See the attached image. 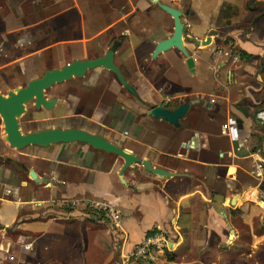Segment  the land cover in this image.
I'll list each match as a JSON object with an SVG mask.
<instances>
[{
    "label": "crops",
    "instance_id": "1",
    "mask_svg": "<svg viewBox=\"0 0 264 264\" xmlns=\"http://www.w3.org/2000/svg\"><path fill=\"white\" fill-rule=\"evenodd\" d=\"M116 1L53 0L52 14L47 13L39 21H29L35 15L48 11L45 10L48 8L45 6L46 0H5V16L0 17V36H5L2 44L8 47L7 53L10 56L18 51L22 53L13 62L17 67L32 60L36 62L34 66L37 71L45 62L53 70L63 68L78 57L77 60H84L87 58L86 48L90 42L107 46L120 36H126L133 43L132 49L135 48L136 53L140 54L134 47L135 41L142 44L147 40L138 41L131 28L123 29L121 26L125 22L135 25L140 19L153 21L152 26L155 23L152 10L159 6L154 2L147 7L143 6L146 17L140 18L135 12L137 8L124 13L117 7ZM159 1L171 6L170 0ZM198 1L194 2L191 13H197L200 25H212L220 15H212L211 10L215 11V7L207 9L198 4ZM174 5L183 11L178 2ZM100 7L105 8L102 16L98 15ZM235 9L233 7L231 11ZM88 12L93 17L92 28L87 26ZM99 20L103 21V25L95 26V23L99 24ZM186 22L183 18L185 26ZM45 28L52 31L51 38L50 35L41 38L40 34L33 33ZM145 32L147 29L143 31ZM28 34L36 39L24 44L21 40ZM154 41L156 40L152 42ZM125 47L118 54L123 65H126L128 56H131L130 46ZM243 47L249 51V58L258 60V55L264 57V49L260 53V48L253 43L246 41ZM53 51L54 54L46 59L44 54ZM192 51L196 60L194 74L202 86L194 88L193 84L188 83L187 73L173 68L176 66L170 62L164 72L166 77L163 76L170 78L172 82H178L181 88L175 91L172 87L168 95L165 91L171 86L164 85V91L159 90L158 95L162 99L160 104L165 93L166 101H172L175 106L199 99V106L209 113L201 119L196 118L195 125L185 124L192 112L182 121L181 129L152 118L150 126L145 118L141 121L124 118L120 122L104 123L101 115L109 113L110 109L107 107L106 110H101L99 104L87 97V79L84 80V86L73 80L55 85L46 93L48 99L59 100L54 112L67 108L71 115L67 116L68 119H74L77 124L85 123L73 128L105 137L138 158L150 161L154 168L165 170L174 177L155 176L145 167L134 165L125 173L123 183L120 172L124 161L118 156L94 150L89 145L75 143L30 148V152L25 154L31 164L27 179L10 185L11 189L20 188L24 192L23 197L12 201L6 198L1 200L8 208L14 207L20 214L19 221L14 224L22 233L20 238L23 248L30 254L32 262L35 259L37 261L33 264H121L120 255L123 251L132 250L149 235L161 231L179 237V246L176 243L173 245L176 249L182 246L186 236L196 238L193 244L200 252L215 250L219 246L231 249L229 240L235 239V244H238L244 237L251 242V248L262 249L264 233L257 235L250 227L249 232L244 235L242 224L252 226L254 214L247 211L251 206L253 211L258 209L264 213V182L258 202L250 201L247 195L251 188L260 184L256 165L264 162V88L260 84L249 82L243 84L245 91L242 92L237 69H231L226 63L219 62V59H213V62L212 56L206 54L205 50ZM67 59L71 61L67 62ZM211 63H215L213 65L216 69L213 67V71H226V87L220 86L219 74H216V78L209 76L207 65ZM47 71L43 69V73ZM96 73L100 74L102 71ZM249 73L250 77L256 75L251 70ZM257 76L260 77L257 81L261 82L264 75L257 73ZM244 77L247 79V75ZM236 91L239 93L233 95ZM139 94L148 102L143 96L146 90L139 89ZM122 101L126 109L131 108L138 115L139 111L145 109L139 102L127 97ZM223 103L227 104L225 110L222 108ZM219 115H223L222 120L218 118ZM153 124L166 125V128L171 129L172 135L160 133L152 127ZM105 125L107 129H104ZM129 125H134V128L131 129ZM212 128L215 130H210ZM129 143L134 146L129 147ZM193 143L197 145L196 149L191 148ZM31 171L43 182L30 180ZM6 179L8 181L9 176ZM246 182L256 184L248 185ZM212 183L215 187L219 185L218 188L212 187ZM241 188H244L242 192ZM39 191L49 197L40 199L37 195ZM69 202L72 208L65 209ZM201 204L203 209L196 206ZM83 205L91 209L86 215L77 212ZM103 206L120 214L121 232L112 229L107 216L96 210ZM12 224L0 227V233L3 230L6 233L12 232ZM3 238L7 239L5 235ZM9 253L10 244H5L1 239L0 264L3 263L1 259L7 258ZM200 263L218 264L215 260L207 259H202Z\"/></svg>",
    "mask_w": 264,
    "mask_h": 264
},
{
    "label": "rangeland",
    "instance_id": "2",
    "mask_svg": "<svg viewBox=\"0 0 264 264\" xmlns=\"http://www.w3.org/2000/svg\"><path fill=\"white\" fill-rule=\"evenodd\" d=\"M52 1L53 0H46L45 6L48 8L45 10L48 11H45L44 13L41 12L37 16L35 15V17L30 19L29 21H35L36 19L37 21H39L46 17L47 13L52 14ZM177 2L183 9V12L185 14L184 19L187 20L184 41L185 47L189 52H191L192 50L200 52L202 50H205L206 54L212 56L213 62V59H219V62L226 63L231 69H237L236 72L241 77H238V80L242 83L240 87V90L242 92L245 91V87L243 84L249 82L260 84V87L264 88V77L261 82L257 81V79L260 78L257 76V73L264 75V57L261 58L260 55H258V60L249 58V51H247V49L243 47L247 41V43H253L254 45L258 46L261 50L260 53L264 49V0H199L198 4L204 5L205 8L207 7V9L215 7V11H212L213 9L211 10L212 15H220L219 19L212 22V25H203L201 23L203 26L199 23L200 21L198 19L197 13H191L193 4H195L194 2H197V0H170V5L174 8H177V5H174ZM151 3V0H117L115 4L119 9H122L124 13H130V11H132L134 8H137L135 11L137 15H139L140 18H144L146 17V14L143 11V6L147 7ZM233 7H236V9L231 11V8ZM153 8L154 7H152V9ZM0 9H2V11L0 10V17L3 18L5 16V13L3 11V9H5V0H0ZM104 9V7H100L98 15L102 16L103 14H105ZM154 9L152 10V12L154 13H152L151 15L154 18L155 23H153L152 26L151 23L153 21L149 22L143 19H140L135 25L131 22H125L121 26V28L123 29L131 28L133 30L132 33L136 35V39L138 41H144L146 39V42H148V44L143 47L140 45L141 43H137V41H135L134 47L136 46V50L138 49L137 52L140 53L138 54L136 53L135 48L132 49L131 47L133 43H131L130 40H126L125 48H128V46H130L131 49L129 48V53L131 54V56H128V58L126 59V65H124V67L126 70H128L129 74L132 75H130L131 79L136 83H139L137 84L139 89L142 88V90H146V94H144L143 96L146 97V99L150 103L151 108L159 105L162 100L161 95H158V91L160 90L161 86H171L169 89H167V91H165L168 95L172 87L175 91L181 88L179 87L178 82H172L171 80H169L170 78H165L166 75H164V72L170 62H172L171 65L176 66L173 68H178L179 70L182 69V72L187 73V80L189 79L188 83L193 84L194 88H200V86H202L200 84L201 82H199L197 79L198 77H196L195 74L189 68H187L185 63L186 58L182 56L178 50L174 49L166 53L167 55H161L162 58L159 57L157 61L151 59L150 56L153 53V49L155 46V43L152 41L165 40L174 32V23L171 17L159 8L155 10ZM86 15L88 22L87 26L92 28V26L94 25L92 24L93 17L91 16L90 12L86 13ZM100 22L101 20L98 21L99 24L95 23V26H102L103 21L101 23ZM145 29H147V32L143 33ZM214 32H216L217 36H213ZM33 33L40 34V36H42L41 38L46 37L47 35H50L51 38L53 35L52 31L47 28L39 32L34 31ZM28 35L29 36H24L21 40L24 42V44H29L30 41L36 39L34 37H31L30 34ZM192 38L196 40L200 39V41L202 42V46L199 48L194 44H191L190 40ZM208 39H212L210 44H207ZM4 41L5 36H0V94L7 96L10 91H14L17 88H23L27 86L32 80L37 79L38 77L42 78L44 75L43 69L48 71L52 69L45 62L44 66L42 68H38L37 71L34 66L36 62L32 60H27L25 61V64L17 67L16 63L13 62L16 61L17 57L19 58L20 54L22 53L18 51L14 55L10 56L9 52L7 53L8 47L2 44ZM243 51L246 52L247 55L241 58L240 53ZM54 52L55 51L45 53L44 56L46 57V59H48L50 58L51 54H54ZM81 57L82 56H80V58ZM78 58H76L75 61ZM66 61L70 62L71 59H67ZM213 64L215 63L207 65V72L209 76L216 78V74H219L220 79L218 80L217 78V80L219 81L220 86L222 88L226 87V84L228 83L226 71L221 70L222 73L213 71V67L215 68ZM208 68H211V70H209ZM250 70L255 72L256 75L250 77ZM97 75H101V73ZM244 75H247V79H245ZM73 82L80 84V86H82V84L84 83L79 81ZM186 82L187 81L185 80L184 83L186 84ZM64 92L66 93V91ZM238 93L239 92L236 91L233 95H236ZM203 103L204 102L202 101V104ZM130 106H134V104L131 103ZM198 106L199 105H196L192 108V114L190 113L191 115L185 123L187 126L195 125L196 118L201 119V117L203 118L204 116H206V113H209L202 106ZM222 108L225 110L227 108V104L223 103ZM150 110L145 108L142 111H139L140 114L137 118L139 119V121H141L142 118H145L149 123V126L152 122V119L147 115ZM67 116H71L69 115V111L67 108H64V110L61 112L46 111L44 109L36 110L34 107V103H31L27 107L26 114L19 119L20 129L22 133L28 134L31 132H39L56 128L72 129L73 126L85 124H77L74 119H68ZM218 118L222 120L223 115H219ZM130 119L131 118H129V120ZM222 122H224V120L221 121V123ZM128 123L130 124L131 121H128ZM129 127L132 129L134 128V125H129ZM152 127L162 134L168 136L172 135L171 129H169L168 127L166 128V125L153 124ZM210 130L213 131L215 130V128H212ZM6 137L7 136L5 133L3 119L0 116V227L4 228L5 224L10 223H13L12 226H14L11 229L12 232L10 233H6L5 230H3V232H5L4 235L7 239L3 238V232L0 233V243L2 239L5 244H10V253L7 254V258L3 257L1 260L3 262L2 264H33V262L36 263L37 261L35 259V261L33 260L32 262V259L29 256L30 254L28 255L25 248H23L24 244H22V238H20L22 233L19 231V229H17V225H15L16 223L14 224L15 221H19L20 214L16 212V209L14 207L8 208L1 199L6 198L7 200L12 201L16 200L17 198L23 197L22 195H24V192L20 191V188L11 189V186L15 181H22L27 179L26 176L31 164L28 158L25 157V154L30 152V148L32 149L34 147L17 150L11 147V145L6 141ZM128 146L133 147L134 144L129 143ZM248 147H250V143ZM7 176H9L10 178L8 181L6 179ZM30 180H32L31 177ZM213 183L211 184V186L214 188H218L219 185H216L215 187V184ZM246 183L248 185L256 184V182ZM16 190H18V196L15 195ZM243 190L244 188H241V192ZM37 195L40 199H46L49 197L46 193H43L41 191H39ZM65 206V209L72 208L70 202L66 203ZM196 206H199L202 209L204 207L202 204L201 206ZM253 210L254 209L252 208V206L247 209L249 213L254 214V219L252 226H247L248 224H242V231L244 235L249 232L250 227L254 229L255 234L257 235H262V233H264V213H261V211L258 209H256V211ZM90 211L91 209H89L85 205L77 209V212L83 215L88 214ZM201 228L203 229L202 226ZM195 239L196 238L192 239L188 236L184 238V243L182 244V246L179 247L173 254L175 256L174 262H169L167 260V257L165 256L164 258H161L157 264H199L202 259L215 260L218 264H264V246L262 247V249L251 248V242L247 240V237H244V240H242L238 244H235V239L229 240L230 242L228 243V245L231 249H229V247L223 249V247L219 246L216 247L215 250L206 252H200V250H197L195 248L193 244L195 242ZM253 244L254 246L256 245L255 241ZM249 255L254 256L250 257ZM120 262L122 264L121 255Z\"/></svg>",
    "mask_w": 264,
    "mask_h": 264
},
{
    "label": "water",
    "instance_id": "3",
    "mask_svg": "<svg viewBox=\"0 0 264 264\" xmlns=\"http://www.w3.org/2000/svg\"><path fill=\"white\" fill-rule=\"evenodd\" d=\"M151 1L156 3L163 12L171 16L174 21L173 34L156 44L151 59L156 61L161 55L176 49L184 54L188 68L195 73L194 59L190 56L185 47L184 35L186 26L183 23V18L185 16L184 12L177 8L162 4L159 0ZM214 36H216V33H214ZM190 42L195 46H202V42L200 41L191 39ZM210 43L211 39H208L207 44ZM117 49L118 45H115L103 58L95 60H76L61 69L47 71L42 78L31 81L28 86L24 88H17L14 91H10L7 96L0 94V116L3 119L5 127L7 136L6 141L11 147L17 150H23L28 147L49 148L50 146L60 144H86L94 150L118 156L124 161V166L120 172L123 183H125V173L134 165L145 167L146 170L155 176L163 178L174 177L173 174L165 170L154 168L150 161L138 158L132 152L111 143L105 137L92 135L77 128H56L28 134L22 133L20 129L19 119L26 114L29 104L34 103L37 110L44 109L46 111H53L58 101L55 99L49 100L46 97V92L55 85H60L75 79H83L88 71L91 70L104 69L113 72L117 75L121 85L132 96L142 100L114 63ZM200 103V100H194L178 106L171 105V107L159 104L158 106L150 108L151 110L148 112V115L155 121L165 122L175 129H181L182 121L190 114L192 108ZM30 177L37 183L43 182L34 171L30 172Z\"/></svg>",
    "mask_w": 264,
    "mask_h": 264
},
{
    "label": "flooded vegetation",
    "instance_id": "4",
    "mask_svg": "<svg viewBox=\"0 0 264 264\" xmlns=\"http://www.w3.org/2000/svg\"><path fill=\"white\" fill-rule=\"evenodd\" d=\"M126 40H127L126 36H120L118 39L111 41L107 46L101 45L99 42H90L87 45V52H88L87 58L84 60H95V59L103 58L107 55V53L109 52V50L112 47H114L115 45H118V49L116 51L115 58H114V63L116 65V67L122 72V74L124 75V77L128 81V83L139 94V88H138L136 82L131 79V77H130L131 74H129L128 70L125 69L124 65L121 63V61L119 60V57H118V54H120L122 52V50L124 49V47L126 46ZM194 40H196V39H194ZM196 41H198V40H196ZM154 43H155V46H154V49H155L156 44H158V41H154ZM147 44H148V42L145 41L141 44V46L145 47ZM197 47H199V46H197ZM154 49H153V52H154ZM191 53L193 55V51L189 52V54L194 59V56H192ZM152 54H151V56H152ZM181 55L184 56V54H182V53H181ZM120 58H121V55H120ZM194 63H195V67H196V60H194ZM186 66H187V63H186ZM187 68H188V66H187ZM99 70H101L103 74L101 73V75H97L96 72ZM195 71H196V69H195ZM85 79H87V84H85V88H87L89 90L87 97H91L93 99V101H95L97 104H99L101 110H106L107 107H109V109H110L108 111L109 113L101 115L102 121H104V123L112 124L113 122L123 121L124 118H128V119L129 118H134V119L138 118L139 115L134 110H132L131 108L126 109V107H124V103H123L122 99L125 97H127L128 99L139 102L142 106H144L148 110H150V108H151L150 103L147 102L144 98H142V96L140 94H139V96L142 100H139L136 97L132 96L121 85L117 75H115L111 71L104 70V69L91 70V71H88V73L86 74V76L83 79H75V80L79 81V82H84ZM34 80H36V79H34ZM82 85L84 86V83ZM160 91H164L163 86H161ZM165 95H166L165 93H164V96L162 95V97H163L162 104L164 106L171 107V105H173L174 103L172 101L167 102L166 101L167 98ZM54 99L58 101V103L56 105V107H57L59 104V100L56 98H54ZM49 100H52V99H49ZM34 107H35V104H34ZM35 109H36V107H35ZM110 111H112V113H110ZM104 129H107L106 125H105ZM113 131H115V130H113ZM117 132L119 133V130H117Z\"/></svg>",
    "mask_w": 264,
    "mask_h": 264
},
{
    "label": "built area",
    "instance_id": "5",
    "mask_svg": "<svg viewBox=\"0 0 264 264\" xmlns=\"http://www.w3.org/2000/svg\"><path fill=\"white\" fill-rule=\"evenodd\" d=\"M192 149H196L197 145L193 143L191 145ZM257 174L260 175V184L254 188H251L248 192V199L250 201H259V196L261 194V186L264 182V162L258 163L256 165ZM15 195L18 196V190L15 191ZM74 207H77L74 204ZM97 211L104 213L105 216L111 222V228L116 230V232H121L122 229V219L118 212L114 209L103 206L96 209ZM177 230L175 229V232ZM179 237H174L171 233L161 231L155 232L149 235L141 244L135 246L130 251H123L121 254L122 264H157L161 258H164L167 253L174 254L177 250L173 245L176 243L178 245Z\"/></svg>",
    "mask_w": 264,
    "mask_h": 264
},
{
    "label": "trees",
    "instance_id": "6",
    "mask_svg": "<svg viewBox=\"0 0 264 264\" xmlns=\"http://www.w3.org/2000/svg\"><path fill=\"white\" fill-rule=\"evenodd\" d=\"M245 56H246V54H245L244 52H241V53H240V57H241V58H243V57H245ZM263 188H264V184H263ZM166 257H167V260H168L169 262H174V261H175V256H174L173 254L167 253V254H166Z\"/></svg>",
    "mask_w": 264,
    "mask_h": 264
}]
</instances>
